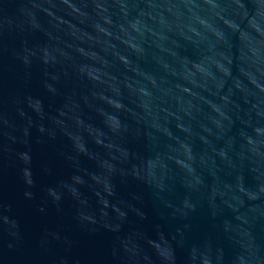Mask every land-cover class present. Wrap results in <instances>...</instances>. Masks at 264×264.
Segmentation results:
<instances>
[{
  "label": "water",
  "instance_id": "95a60500",
  "mask_svg": "<svg viewBox=\"0 0 264 264\" xmlns=\"http://www.w3.org/2000/svg\"><path fill=\"white\" fill-rule=\"evenodd\" d=\"M0 264H264V0H0Z\"/></svg>",
  "mask_w": 264,
  "mask_h": 264
}]
</instances>
